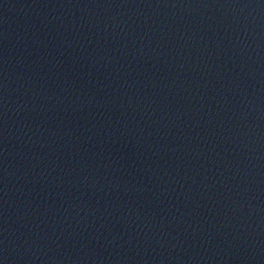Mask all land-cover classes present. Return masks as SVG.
Instances as JSON below:
<instances>
[{"label":"water","instance_id":"1","mask_svg":"<svg viewBox=\"0 0 264 264\" xmlns=\"http://www.w3.org/2000/svg\"><path fill=\"white\" fill-rule=\"evenodd\" d=\"M0 264H264V0H0Z\"/></svg>","mask_w":264,"mask_h":264}]
</instances>
